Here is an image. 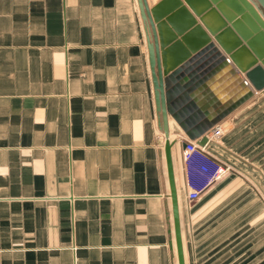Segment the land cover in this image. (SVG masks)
<instances>
[{
	"label": "crops",
	"instance_id": "crops-1",
	"mask_svg": "<svg viewBox=\"0 0 264 264\" xmlns=\"http://www.w3.org/2000/svg\"><path fill=\"white\" fill-rule=\"evenodd\" d=\"M225 61L172 83L175 127L233 106L208 85L230 77ZM237 70L254 93L207 135L223 128L210 151L249 179L226 176L189 202L185 137L171 132L186 264H264L253 199L264 88ZM162 126L138 0H0V264H179ZM227 190L240 200H216ZM236 205L240 216L214 215Z\"/></svg>",
	"mask_w": 264,
	"mask_h": 264
},
{
	"label": "water",
	"instance_id": "water-1",
	"mask_svg": "<svg viewBox=\"0 0 264 264\" xmlns=\"http://www.w3.org/2000/svg\"><path fill=\"white\" fill-rule=\"evenodd\" d=\"M185 2L201 17L237 68L230 62L228 56L222 54L214 42H210L212 37ZM185 2L184 0H138L146 24L156 102L158 110L162 112V127L166 136V162L179 264H186V255L172 149L177 139H171V132H180L184 135L183 146H186L188 139H197L201 144H205L208 140L207 132L211 127L254 93V89L240 76L237 69L246 73L255 89L264 88V65L258 62L262 59L264 64V0H185ZM214 13L217 22L211 24L208 16ZM168 24L175 30L174 33ZM189 27L192 28L188 30ZM195 34L200 37L196 38ZM191 56L193 57L186 61ZM223 59L226 60L223 68H226L227 72L231 69L230 77L225 80L226 84L214 82L208 85L219 101L229 100L233 106L220 112L208 125L175 127L172 124V116L178 122H181V119L180 114L176 112L177 105L172 104V100L183 86L175 84L172 88V83L176 82V79L182 80L185 72L191 71L196 65L202 63L198 71L203 70L202 72L205 73L207 67L209 69ZM180 63L184 64H181L173 74L164 77V74L167 75Z\"/></svg>",
	"mask_w": 264,
	"mask_h": 264
},
{
	"label": "built area",
	"instance_id": "built-area-1",
	"mask_svg": "<svg viewBox=\"0 0 264 264\" xmlns=\"http://www.w3.org/2000/svg\"><path fill=\"white\" fill-rule=\"evenodd\" d=\"M223 128H213L205 144L188 139L183 148L184 187L189 202L200 198L213 183L226 177L232 165L210 151L209 143L218 140Z\"/></svg>",
	"mask_w": 264,
	"mask_h": 264
},
{
	"label": "rangeland",
	"instance_id": "rangeland-1",
	"mask_svg": "<svg viewBox=\"0 0 264 264\" xmlns=\"http://www.w3.org/2000/svg\"><path fill=\"white\" fill-rule=\"evenodd\" d=\"M259 155V161L254 165L253 163V167H255L258 171V175H257V180H255L256 184H254V189L253 192H256L253 194V199L254 196L257 195V200H258V216H259V234H260V241H259V246H260V250L264 247V154H258ZM226 161V160H224ZM228 163H230L232 165L231 168V172L227 175L228 177H234L236 175H240L245 179H249L248 176H246L245 173H241V170L239 167V165H236L235 163H232L230 161H226ZM254 170V168H253ZM255 171V170H254ZM219 184H215L216 186L213 187L211 190H216L218 188ZM210 187V186H209ZM213 191H209L207 193V197L209 196V194L213 193ZM235 191H231V190H227V191H222L220 193V195L216 198V200H220L222 202H226L227 200L229 201H238L240 200V197L242 196L241 193L239 192H235ZM246 197H244L243 199H245ZM228 211L230 212L229 214H227V211L225 209L220 210V213H215V216H240V212L242 210H240L239 206H235L234 208H230L228 209ZM234 227L236 228V226H231L229 229V233L230 232H234Z\"/></svg>",
	"mask_w": 264,
	"mask_h": 264
}]
</instances>
